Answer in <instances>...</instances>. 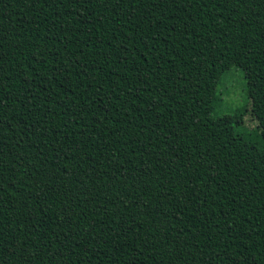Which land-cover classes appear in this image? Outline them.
Instances as JSON below:
<instances>
[{"label":"trees","instance_id":"obj_1","mask_svg":"<svg viewBox=\"0 0 264 264\" xmlns=\"http://www.w3.org/2000/svg\"><path fill=\"white\" fill-rule=\"evenodd\" d=\"M0 264H264V0H0Z\"/></svg>","mask_w":264,"mask_h":264},{"label":"rangeland","instance_id":"obj_2","mask_svg":"<svg viewBox=\"0 0 264 264\" xmlns=\"http://www.w3.org/2000/svg\"><path fill=\"white\" fill-rule=\"evenodd\" d=\"M217 102L212 116H232L242 114V122L237 127V132L245 133L255 129L258 122L251 114V101L244 72L237 67L226 71L216 87Z\"/></svg>","mask_w":264,"mask_h":264}]
</instances>
